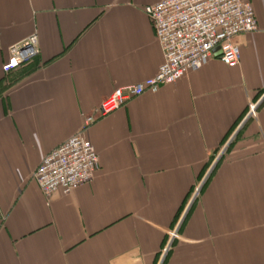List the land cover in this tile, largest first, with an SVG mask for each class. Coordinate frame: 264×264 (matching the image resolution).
Listing matches in <instances>:
<instances>
[{"label":"crops","instance_id":"crops-1","mask_svg":"<svg viewBox=\"0 0 264 264\" xmlns=\"http://www.w3.org/2000/svg\"><path fill=\"white\" fill-rule=\"evenodd\" d=\"M160 1L0 0V264H264V0H249L258 30L234 38L236 67L216 50L89 126L92 182L45 198L32 180L84 115L156 75L144 9ZM34 33L39 54L6 75L8 49Z\"/></svg>","mask_w":264,"mask_h":264},{"label":"built area","instance_id":"built-area-1","mask_svg":"<svg viewBox=\"0 0 264 264\" xmlns=\"http://www.w3.org/2000/svg\"><path fill=\"white\" fill-rule=\"evenodd\" d=\"M144 11L165 61L152 78L114 90L97 110L84 115L79 132L42 159L32 174V180L45 198L57 191L70 194L94 179L100 167L99 159L85 132L96 120L119 110L132 98L145 92L156 93L187 73L196 72L216 50L224 65L236 67L240 51L233 42L234 38L258 30L249 0H162ZM7 54V61L2 66L4 73L30 62L39 54L37 34L11 46ZM253 108L249 105L250 110ZM199 188L200 185L195 188L191 200L198 195ZM178 225L179 221L176 229ZM176 229L168 233V244L163 248L162 255L177 238Z\"/></svg>","mask_w":264,"mask_h":264},{"label":"rangeland","instance_id":"rangeland-1","mask_svg":"<svg viewBox=\"0 0 264 264\" xmlns=\"http://www.w3.org/2000/svg\"><path fill=\"white\" fill-rule=\"evenodd\" d=\"M264 98V97H263ZM260 102V101H259ZM259 102L258 101H256V102H253V103H251V104H249L250 106H253L254 108L253 109H249V106H248V108H247V110H246V113L244 114V116L242 117V119L240 120V122L238 123V126L236 127V129H234V132H232L231 133V135H230V137H229V139H228V144L230 143V142H233V140H235V138L237 137V134H239V128L242 126V124L244 123V122H248V121H254V120H256V115H257V107L259 106ZM230 140V141H229ZM227 146V145H226ZM220 152H224V151H222V149L219 151V153ZM218 153V151L216 152V154L218 155L219 154ZM213 163V162H212ZM207 176H208V174H207ZM207 176H206V178H207ZM205 178V177H204ZM206 178L205 179H203L204 181H202V183H200V188H199V191H200V189L202 188V186H203V184L204 183H206L205 182V180H206ZM207 181V180H206ZM194 193V192H193ZM199 193V192H198Z\"/></svg>","mask_w":264,"mask_h":264},{"label":"trees","instance_id":"trees-1","mask_svg":"<svg viewBox=\"0 0 264 264\" xmlns=\"http://www.w3.org/2000/svg\"><path fill=\"white\" fill-rule=\"evenodd\" d=\"M34 60V59H33ZM33 60H31L30 62H28V63H26V64H24V65H22L21 67H18V68H16V69H14V70H12V71H10V72H7V73H5L6 75H10V74H14V73H16V72H18V71H20L21 70V68L23 69V68H26V67H28V65L29 64H31L32 62H33ZM263 93H264V89H262V90H260V92L258 93V95H257V97L259 98V97H261L262 95H263ZM262 103V102H261ZM261 103L259 104V105H261ZM240 122V121H239ZM238 122V123H239ZM249 122V121H248ZM238 136V135H237ZM205 184H203V186H204ZM203 186H202V188H203ZM201 188V189H202ZM200 189V190H201Z\"/></svg>","mask_w":264,"mask_h":264},{"label":"water","instance_id":"water-1","mask_svg":"<svg viewBox=\"0 0 264 264\" xmlns=\"http://www.w3.org/2000/svg\"><path fill=\"white\" fill-rule=\"evenodd\" d=\"M219 55V54H218Z\"/></svg>","mask_w":264,"mask_h":264}]
</instances>
